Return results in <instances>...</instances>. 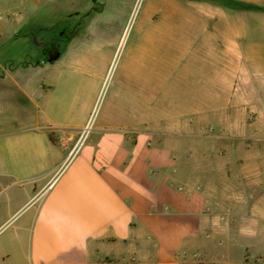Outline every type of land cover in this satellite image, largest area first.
Wrapping results in <instances>:
<instances>
[{"label":"rangeland","instance_id":"rangeland-1","mask_svg":"<svg viewBox=\"0 0 264 264\" xmlns=\"http://www.w3.org/2000/svg\"><path fill=\"white\" fill-rule=\"evenodd\" d=\"M10 1L0 0V25L13 27L1 34L6 67L58 40L61 55L87 61L73 91L75 106H93L92 126L128 104L129 131L170 149L178 179L205 194V253L264 264V0H235L261 11L215 0H29L20 18Z\"/></svg>","mask_w":264,"mask_h":264},{"label":"crops","instance_id":"crops-1","mask_svg":"<svg viewBox=\"0 0 264 264\" xmlns=\"http://www.w3.org/2000/svg\"><path fill=\"white\" fill-rule=\"evenodd\" d=\"M61 54L0 58V264L228 263L205 253L206 196L171 150L129 131L128 104L92 126L73 91L88 62Z\"/></svg>","mask_w":264,"mask_h":264},{"label":"trees","instance_id":"trees-1","mask_svg":"<svg viewBox=\"0 0 264 264\" xmlns=\"http://www.w3.org/2000/svg\"><path fill=\"white\" fill-rule=\"evenodd\" d=\"M215 1L225 6L234 7L238 10L261 11L260 8L249 3H243L235 0H215Z\"/></svg>","mask_w":264,"mask_h":264},{"label":"flooded vegetation","instance_id":"flooded-vegetation-1","mask_svg":"<svg viewBox=\"0 0 264 264\" xmlns=\"http://www.w3.org/2000/svg\"><path fill=\"white\" fill-rule=\"evenodd\" d=\"M61 36H63V34H61ZM60 49V42L58 40L55 43H50V47L43 51V55L48 59H54L56 58V55L59 56L61 54Z\"/></svg>","mask_w":264,"mask_h":264},{"label":"bare ground","instance_id":"bare-ground-1","mask_svg":"<svg viewBox=\"0 0 264 264\" xmlns=\"http://www.w3.org/2000/svg\"><path fill=\"white\" fill-rule=\"evenodd\" d=\"M163 20V19H162ZM160 30V29H159ZM163 30V29H162ZM169 30H170V28H169ZM148 32H150V31H148ZM162 32V31H161ZM147 33V32H146ZM166 34H167V32H166ZM166 34H164V36L166 35ZM146 35V34H145ZM153 35V34H152ZM152 35H150V36H152ZM157 35V34H156ZM149 37V36H148ZM144 38V37H143ZM152 38V37H151ZM158 38V37H157ZM167 38V36L165 37V39ZM145 39V38H144ZM154 40V39H153ZM161 40H162V38H161ZM167 40H168V38H167ZM143 41V40H142ZM145 41V40H144ZM159 41V40H158ZM162 42H163V40H162ZM153 43H154V41H153ZM170 43V42H169ZM151 44V43H150ZM162 45H164L163 43H162ZM168 45V44H167ZM150 46V45H149ZM152 46H153V44H152ZM151 46V47H152ZM153 47H155V46H153ZM152 47V48H153ZM168 47V46H167ZM183 47V46H182ZM187 47V46H186ZM141 48V47H140ZM143 48V47H142ZM160 48V47H159ZM168 49V48H167ZM184 49V48H183ZM161 50V49H160ZM163 50V49H162ZM178 50V49H177ZM185 50V49H184ZM144 51H146V50H144ZM159 51V50H158ZM169 51V50H168ZM176 51V49L174 50V52ZM178 51H180V50H178ZM148 52V51H147ZM160 52H162V51H160ZM173 52V53H174ZM152 53V52H151ZM177 53V52H176ZM179 53V52H178ZM145 54V53H144ZM150 54V53H149ZM185 54V53H184ZM146 55V54H145ZM167 55V54H166ZM176 55V54H175ZM142 56V55H141ZM170 56V55H169ZM136 57V56H135ZM165 57V56H164ZM176 57H177V55H176ZM183 57H185V56H183ZM190 57V56H189ZM137 58V57H136ZM154 58V57H153ZM142 59H144V58H142ZM175 59V58H174ZM137 60H138V58H137ZM170 60V59H169ZM172 60V59H171ZM189 60V59H188ZM131 61H133V60H131ZM175 61H177V60H175ZM191 61V60H190ZM194 61V60H193ZM144 62V61H143ZM167 62V61H166ZM134 63H136V62H134ZM139 64V63H138ZM143 64V63H142ZM172 64V63H171ZM135 66H136V64H134ZM133 65V66H134ZM174 65V64H173ZM188 65V64H187ZM132 66V67H133ZM141 66V65H140ZM143 66V65H142ZM179 66H180V64H179ZM184 68V67H183ZM157 70V69H156ZM180 70H181V68H180ZM184 70V69H183ZM183 70H182V72H183ZM150 72V71H149ZM186 72V71H185ZM188 72V71H187ZM134 73V72H133ZM148 73V72H147ZM179 73V72H178ZM135 74V73H134ZM136 74H137V72H136ZM146 74V73H145ZM180 74V73H179ZM184 74V73H183ZM186 74V73H185ZM132 75V74H131ZM153 75V74H152ZM187 75V74H186ZM130 76V75H129ZM146 76V75H145ZM170 76V75H169ZM177 76V75H176ZM128 78V77H127ZM129 78H131V76L129 77ZM144 79H145V77H144ZM169 79V78H168ZM134 80V79H133ZM184 80V79H183ZM145 81H146V79H145ZM187 81V80H186ZM138 82V81H137ZM164 82V81H163ZM175 82V81H174ZM177 83V82H176ZM123 84V83H122ZM164 84V83H163ZM178 84V83H177ZM190 87H191V85H190ZM129 88V87H128ZM161 88V87H160ZM186 89V88H185ZM162 90V89H161ZM123 91V90H122ZM166 91V90H165ZM137 93V92H136ZM163 93V92H162ZM130 95V94H129Z\"/></svg>","mask_w":264,"mask_h":264},{"label":"built area","instance_id":"built-area-1","mask_svg":"<svg viewBox=\"0 0 264 264\" xmlns=\"http://www.w3.org/2000/svg\"><path fill=\"white\" fill-rule=\"evenodd\" d=\"M78 147V142L75 144L74 148L72 149V152ZM71 152V153H72Z\"/></svg>","mask_w":264,"mask_h":264},{"label":"water","instance_id":"water-1","mask_svg":"<svg viewBox=\"0 0 264 264\" xmlns=\"http://www.w3.org/2000/svg\"><path fill=\"white\" fill-rule=\"evenodd\" d=\"M58 55H56V57H57Z\"/></svg>","mask_w":264,"mask_h":264}]
</instances>
